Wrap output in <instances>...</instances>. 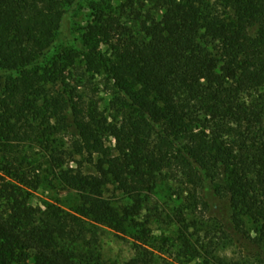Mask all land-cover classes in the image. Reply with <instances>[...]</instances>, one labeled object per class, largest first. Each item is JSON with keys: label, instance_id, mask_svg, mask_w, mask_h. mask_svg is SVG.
Masks as SVG:
<instances>
[{"label": "trees", "instance_id": "16d2710c", "mask_svg": "<svg viewBox=\"0 0 264 264\" xmlns=\"http://www.w3.org/2000/svg\"><path fill=\"white\" fill-rule=\"evenodd\" d=\"M64 1L0 0V264H108L85 218L134 229L169 178L207 209L219 198L222 225L257 251L208 263L264 264V0H151L131 24L97 12L78 52L54 53ZM86 74L112 82L117 116L71 84ZM42 164L74 213L33 204ZM150 261L138 249L122 264Z\"/></svg>", "mask_w": 264, "mask_h": 264}, {"label": "rangeland", "instance_id": "374dc122", "mask_svg": "<svg viewBox=\"0 0 264 264\" xmlns=\"http://www.w3.org/2000/svg\"><path fill=\"white\" fill-rule=\"evenodd\" d=\"M64 2L62 33L52 49L54 53L64 48L78 52L87 27L97 12L120 16L128 24L136 22V18H145L147 12L155 13V5L151 0H134L133 4L129 0ZM70 81L84 90L86 101L108 116V120L117 116V106L112 104L116 96L115 89L106 75L86 74ZM253 95L259 96L264 102V88ZM63 136L59 135L60 138ZM65 138L64 142L67 143ZM106 143L113 146V138L108 137ZM58 148L62 149V146ZM45 167V164L41 165L38 173L40 183L30 191L33 204L41 207L53 205L74 213L79 203L78 196L47 175ZM166 181L158 193L149 194L140 213L134 218V229L118 231L85 218L89 225L96 228V245L102 259L108 264H122L133 257L138 249L151 258L148 264H210L209 259L217 256L235 260L248 256L250 260L255 259L257 251L239 234H234L233 229L222 225L227 223V210L219 198L209 194L207 200L210 209H207L198 200L191 199L184 191V184L170 178ZM104 194L117 204L129 202L112 184L106 186ZM178 197L181 201H178ZM178 213H182L183 219Z\"/></svg>", "mask_w": 264, "mask_h": 264}]
</instances>
